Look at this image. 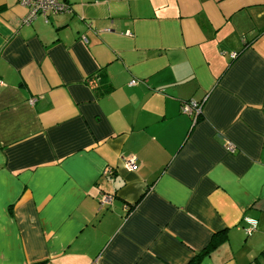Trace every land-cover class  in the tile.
<instances>
[{
	"label": "crops",
	"instance_id": "crops-1",
	"mask_svg": "<svg viewBox=\"0 0 264 264\" xmlns=\"http://www.w3.org/2000/svg\"><path fill=\"white\" fill-rule=\"evenodd\" d=\"M63 1L0 0V264H264V0Z\"/></svg>",
	"mask_w": 264,
	"mask_h": 264
},
{
	"label": "built area",
	"instance_id": "built-area-1",
	"mask_svg": "<svg viewBox=\"0 0 264 264\" xmlns=\"http://www.w3.org/2000/svg\"><path fill=\"white\" fill-rule=\"evenodd\" d=\"M20 5L25 7L28 10V15L24 19V24H30L38 17H43L45 21L47 22L49 17L52 15H58L67 13L70 11V7L63 1V0H18ZM129 35V33H128ZM86 42V40H84ZM236 55H232V58L234 59ZM0 85L3 84L0 82ZM131 86L137 85V81H131ZM31 104L34 103V100L30 101ZM203 104L204 102H198V101H187L182 104L181 106V112L189 117H191L192 121L194 123H197V121L201 118L202 112H203ZM228 151L231 153H234L235 147L231 143H227ZM137 160L134 157L129 158L125 162V167L129 171H134L136 168ZM112 171H105L104 176H111ZM114 201V197L111 195H102L100 199V204L102 207L104 206H110L112 205ZM250 227L247 229V235L251 236L256 228L257 223L255 221H249Z\"/></svg>",
	"mask_w": 264,
	"mask_h": 264
},
{
	"label": "trees",
	"instance_id": "trees-1",
	"mask_svg": "<svg viewBox=\"0 0 264 264\" xmlns=\"http://www.w3.org/2000/svg\"><path fill=\"white\" fill-rule=\"evenodd\" d=\"M225 239H226V234L224 232L215 234L209 246L200 254H198L189 264H198L203 256L207 255L209 252L215 249Z\"/></svg>",
	"mask_w": 264,
	"mask_h": 264
}]
</instances>
